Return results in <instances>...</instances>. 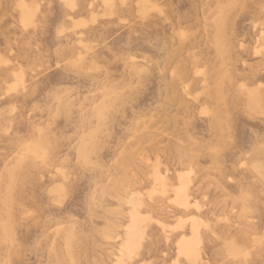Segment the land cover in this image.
Masks as SVG:
<instances>
[{
	"label": "rangeland",
	"instance_id": "obj_1",
	"mask_svg": "<svg viewBox=\"0 0 264 264\" xmlns=\"http://www.w3.org/2000/svg\"><path fill=\"white\" fill-rule=\"evenodd\" d=\"M0 264H264V0H0Z\"/></svg>",
	"mask_w": 264,
	"mask_h": 264
}]
</instances>
